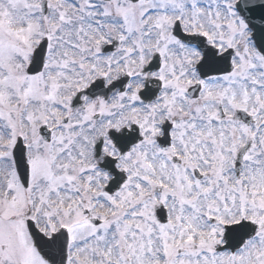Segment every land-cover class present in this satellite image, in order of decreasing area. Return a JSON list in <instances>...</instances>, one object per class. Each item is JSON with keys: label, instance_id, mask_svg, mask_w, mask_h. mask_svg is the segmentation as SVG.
<instances>
[{"label": "snow or ice", "instance_id": "snow-or-ice-1", "mask_svg": "<svg viewBox=\"0 0 264 264\" xmlns=\"http://www.w3.org/2000/svg\"><path fill=\"white\" fill-rule=\"evenodd\" d=\"M0 264H264V0H0Z\"/></svg>", "mask_w": 264, "mask_h": 264}]
</instances>
